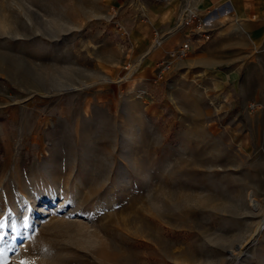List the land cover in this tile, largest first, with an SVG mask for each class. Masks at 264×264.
<instances>
[{
  "label": "rangeland",
  "instance_id": "1",
  "mask_svg": "<svg viewBox=\"0 0 264 264\" xmlns=\"http://www.w3.org/2000/svg\"><path fill=\"white\" fill-rule=\"evenodd\" d=\"M152 16L0 0V264H264V46Z\"/></svg>",
  "mask_w": 264,
  "mask_h": 264
},
{
  "label": "crops",
  "instance_id": "2",
  "mask_svg": "<svg viewBox=\"0 0 264 264\" xmlns=\"http://www.w3.org/2000/svg\"><path fill=\"white\" fill-rule=\"evenodd\" d=\"M145 4L153 15L151 24L159 28L163 36L162 47L168 50L189 39L196 31V18L205 21L204 28L212 37L237 33L243 28L254 44L264 46V0H172L167 4L145 0ZM145 9L147 11V7ZM191 16H195L192 23ZM231 23L236 24L235 28L230 27ZM138 34L139 39L146 37ZM202 41L201 38L191 39V53H196Z\"/></svg>",
  "mask_w": 264,
  "mask_h": 264
},
{
  "label": "built area",
  "instance_id": "3",
  "mask_svg": "<svg viewBox=\"0 0 264 264\" xmlns=\"http://www.w3.org/2000/svg\"><path fill=\"white\" fill-rule=\"evenodd\" d=\"M135 5H137L139 8H144L145 0H132ZM159 3L167 4L171 2L172 0H155ZM195 19V16L190 17V22L192 23ZM205 21L196 18V31L193 32L188 38L187 41L183 42L176 48L170 50L168 52V55L160 60L157 64V77L155 78V81H159L163 78L164 75L170 72L172 67L175 64V61L178 59L184 58L190 48H191V39L195 38H201L203 41H207L211 38L210 32L204 28ZM154 39L157 46H161L163 44V36H161L159 31H155L154 33Z\"/></svg>",
  "mask_w": 264,
  "mask_h": 264
},
{
  "label": "snow or ice",
  "instance_id": "4",
  "mask_svg": "<svg viewBox=\"0 0 264 264\" xmlns=\"http://www.w3.org/2000/svg\"><path fill=\"white\" fill-rule=\"evenodd\" d=\"M3 226H4L3 223H0V228H2ZM0 239H2V237H0ZM20 264H26V262L22 260V261L20 262Z\"/></svg>",
  "mask_w": 264,
  "mask_h": 264
},
{
  "label": "bare ground",
  "instance_id": "5",
  "mask_svg": "<svg viewBox=\"0 0 264 264\" xmlns=\"http://www.w3.org/2000/svg\"><path fill=\"white\" fill-rule=\"evenodd\" d=\"M250 199H251V201H252L253 203H255V199H254V197H253V194L250 195Z\"/></svg>",
  "mask_w": 264,
  "mask_h": 264
}]
</instances>
